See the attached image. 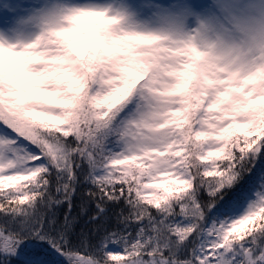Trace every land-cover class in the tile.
<instances>
[{
    "label": "snow or ice",
    "instance_id": "6c2138e0",
    "mask_svg": "<svg viewBox=\"0 0 264 264\" xmlns=\"http://www.w3.org/2000/svg\"><path fill=\"white\" fill-rule=\"evenodd\" d=\"M262 160L264 0H0V264H264Z\"/></svg>",
    "mask_w": 264,
    "mask_h": 264
},
{
    "label": "trees",
    "instance_id": "16d2710c",
    "mask_svg": "<svg viewBox=\"0 0 264 264\" xmlns=\"http://www.w3.org/2000/svg\"><path fill=\"white\" fill-rule=\"evenodd\" d=\"M264 172V160L260 161L257 165L256 168L253 169L252 172V176L255 178L253 180V186H255L256 184H258L259 182V177L260 174Z\"/></svg>",
    "mask_w": 264,
    "mask_h": 264
},
{
    "label": "rangeland",
    "instance_id": "374dc122",
    "mask_svg": "<svg viewBox=\"0 0 264 264\" xmlns=\"http://www.w3.org/2000/svg\"><path fill=\"white\" fill-rule=\"evenodd\" d=\"M159 2H172V0H159ZM192 2L194 4H196L197 6H207L211 0H205V1H202V0H192ZM254 194V193H253Z\"/></svg>",
    "mask_w": 264,
    "mask_h": 264
}]
</instances>
